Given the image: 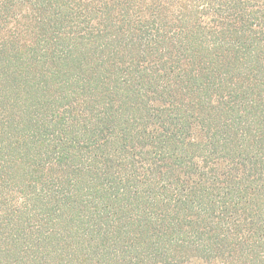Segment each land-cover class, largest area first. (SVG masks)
Segmentation results:
<instances>
[{
	"label": "trees",
	"instance_id": "16d2710c",
	"mask_svg": "<svg viewBox=\"0 0 264 264\" xmlns=\"http://www.w3.org/2000/svg\"><path fill=\"white\" fill-rule=\"evenodd\" d=\"M0 264H264V0H0Z\"/></svg>",
	"mask_w": 264,
	"mask_h": 264
}]
</instances>
